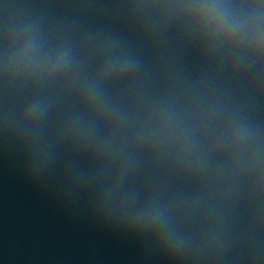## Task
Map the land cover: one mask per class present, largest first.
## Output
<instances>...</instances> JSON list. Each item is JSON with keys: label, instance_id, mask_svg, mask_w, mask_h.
I'll use <instances>...</instances> for the list:
<instances>
[{"label": "water", "instance_id": "obj_1", "mask_svg": "<svg viewBox=\"0 0 264 264\" xmlns=\"http://www.w3.org/2000/svg\"><path fill=\"white\" fill-rule=\"evenodd\" d=\"M0 264H264V0H0Z\"/></svg>", "mask_w": 264, "mask_h": 264}]
</instances>
